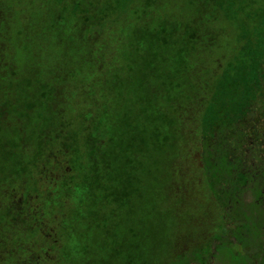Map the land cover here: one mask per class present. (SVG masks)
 I'll return each mask as SVG.
<instances>
[{
	"label": "rangeland",
	"instance_id": "obj_1",
	"mask_svg": "<svg viewBox=\"0 0 264 264\" xmlns=\"http://www.w3.org/2000/svg\"><path fill=\"white\" fill-rule=\"evenodd\" d=\"M8 1L7 5L10 4L16 14L20 7L18 0ZM239 1L224 0L218 8L233 15L234 10L241 8ZM215 5L210 2L205 7L214 8ZM161 8L165 9L164 18L173 20L167 44L155 46L150 36L128 40L125 42L127 50L117 55V64L102 72L96 69L89 72L84 66L83 55L72 54L69 49H65L67 52L63 49L45 52L37 57V51L44 46L36 39L32 47L18 54L20 63L44 68L38 75L28 77L31 85L26 91L25 103L31 109L11 108L7 118L0 123V140L6 137L18 139L21 133H32L25 129L30 123L36 126L34 131L37 132L52 119L54 111L48 108V102L33 97L32 93L39 88L37 79L60 86L69 80L70 73L78 74V78L72 82L75 91L67 90L64 99L50 103H57L69 118L74 119L69 129L77 134L70 144L75 179L69 184L64 182V172L67 175L73 172L63 154L48 156L55 162L44 164L48 171L42 167L39 172L37 166L28 164L37 150L34 143L22 155L25 169L21 173L17 161L22 151L19 144L14 148L13 159L0 158L1 246L19 249V243L29 247L35 244V249L29 250L30 256L25 252L17 253V264H37V259L54 264L57 257L53 248L59 247L61 238L58 264H264V208H256L254 193L246 190L239 196L250 226H243L241 233L234 232V237L225 235L220 227L227 218L221 213L219 223V207L208 193L204 173L198 172L202 167L200 156L189 150L185 155L187 163L181 156V116L171 102L186 111V107L194 102L196 90L203 86L202 81L211 79L208 69H197L200 60L195 46L184 52V26L201 29L195 20L198 17L196 10L203 9L201 0L155 2L148 7L149 22L135 26L149 32L157 28L161 19L157 11ZM201 14L208 18L205 12ZM15 24L12 23L14 28H11L13 36L18 27ZM45 30L46 27L38 29L36 38L47 42L58 39L55 33L45 35ZM137 46L141 50L136 51ZM153 54L154 60L150 58ZM57 70H61V77L49 74ZM86 81L92 82L88 89L84 87ZM85 90L97 94L98 98L88 99ZM72 92L75 96V92L81 94L82 99L72 100L69 96ZM87 107L90 112L85 111ZM19 112L24 119L20 118ZM86 117L95 120L88 133L81 127V121ZM53 118L57 119L56 116ZM249 120L248 126L255 125L257 134L264 137V115L260 110L250 115ZM10 127L18 130L15 136ZM85 136H98L110 142L108 148L95 154L94 163L87 157L89 150ZM51 145L55 149L58 147ZM5 155L8 156L6 152ZM105 156L109 160L107 164L103 163ZM56 164L62 166L63 171ZM181 167L184 168L181 170ZM91 168L98 173L91 172ZM5 169L12 175H2ZM180 170L187 183L179 175ZM21 184L25 188L16 187ZM5 186L15 188H7L3 194ZM23 192L27 194L23 199L31 209L39 208L41 199L46 216L50 215L52 204L59 213L42 220L45 231L36 234L41 240L36 239L30 229H25L18 211L10 216H15L13 219H9L7 209H4L9 201L20 204ZM63 197L70 201V204L65 203V209L59 203ZM225 225L230 229L235 227L230 221ZM56 231L62 234L61 238ZM42 240L49 241L43 242L46 249L38 248ZM174 244L176 252L183 253L174 255ZM11 251H0V264L13 262L9 256L4 258Z\"/></svg>",
	"mask_w": 264,
	"mask_h": 264
},
{
	"label": "trees",
	"instance_id": "obj_2",
	"mask_svg": "<svg viewBox=\"0 0 264 264\" xmlns=\"http://www.w3.org/2000/svg\"><path fill=\"white\" fill-rule=\"evenodd\" d=\"M158 1L161 2V0H18L20 7L14 14L10 4L7 5L9 1L0 0V123L7 118L11 108L14 110L18 107L23 111L31 109V106L25 103L28 96L26 91L31 85L28 77L38 75L40 69L43 70L44 67L20 63L17 57L33 46L34 39L44 46L37 51L39 54L36 55L37 57L41 53L56 52L58 49L67 52L65 49H69L72 54L83 55L84 66L89 72H93L94 69L102 72L104 68L114 67L117 64V55L127 50L125 42L128 40H142L150 36L155 46L167 44L168 35L171 34L170 23L173 20L164 18L165 9L161 8L157 11L161 19L158 27L153 28L151 32L135 26V24L146 25L149 22L148 7ZM223 1L201 0L203 9L196 10L198 17L195 18L201 29L195 30L193 25H185L183 31L184 52L190 51L194 45L200 60L197 69L198 71L208 69L211 79L202 81L203 86L196 90L193 95L194 102L186 107V111L183 107H176L174 102H171V105L180 112L181 116L183 162L187 163L185 155L189 150L198 153L202 165L198 172L204 173L206 178L204 184L219 207V223L221 213L227 218L220 228L225 235L233 236L236 231L241 233L240 229L243 226H250L246 222L239 200V196L244 191L251 190L254 193L256 208H264V153L262 152L264 137L257 134L255 125L248 126L250 115L256 113L258 109L264 115V0H240L241 8L238 11L234 10L233 15L220 11L222 9L218 7ZM210 2H215L216 5L207 9L205 6ZM204 12L208 18L201 14ZM12 23L18 26L14 36L11 35V28H14ZM42 27H46L45 35L50 36L55 33L58 39L47 42L36 38L38 29ZM139 50L141 48L137 46L136 51ZM155 57L153 54L150 58L154 60ZM206 62L207 64H204ZM60 71H52L49 74L60 76ZM76 78L78 74L70 73L69 80L60 86L44 83V79L36 80L39 88L32 93L33 97L38 101L48 102V108L54 111L53 117L56 116L57 119L52 117L37 132L34 131L36 126L30 123L25 129L31 130L32 133H21L18 139L2 138L0 158L13 159L14 148L19 144L22 151L17 161L21 173L25 169L22 155L29 149L31 143H34L37 150L27 161L28 164L37 166L38 171L41 172V168H45L44 164L48 162L55 164L48 159L49 155L63 154L73 172L69 175L64 172V182L69 184L75 179L70 161L72 152L70 144L77 134L74 135L69 129L74 119L69 118L60 105L57 103L50 105V103L51 100L56 102L64 99L67 90H74L72 82ZM91 83L88 84L86 81L84 87L88 89ZM89 90H85L88 99L98 98L97 94ZM75 93L76 96L73 92L69 95L72 100L82 99L81 94ZM151 93L154 94V91L151 90ZM85 111L90 112V107ZM19 114L21 119L25 118L22 113ZM94 125V117H86L81 121L82 130L87 133L91 132ZM9 130L13 132V136L18 133V130L12 127ZM85 138L89 150L87 157L94 163L95 154L100 149L108 148L110 142L98 136H85ZM51 144L58 147L55 149ZM108 161V157L105 156L103 163L107 164ZM183 168L181 167V170ZM60 169L62 170V166ZM181 170L179 175L181 174L187 183ZM90 171L96 173L93 168ZM1 174L6 177L12 175L6 169ZM98 178L99 175L96 176V179ZM16 187L25 188V185ZM7 188H15V186L3 187V194H6ZM42 201L41 199L39 201L36 234L41 230L45 231L43 219L48 220L52 215L59 214L52 204L49 208L50 215L46 216ZM66 202L70 204L66 197L59 202L64 209ZM226 221L234 222L235 227L228 228L225 225ZM56 233L60 238L62 237L61 233L58 231ZM242 235L246 237L245 233ZM36 239L41 240L37 237ZM62 241L61 238L58 242L59 247L53 248L56 249L57 257L53 260L54 264H58L60 260L57 252ZM43 242L49 241H40L39 249H46ZM1 245L2 242L0 251L12 250L11 254L4 257L9 256V260L13 261L11 263L8 260L9 264H17V253L29 254L31 251L28 248L14 249L9 248L8 245L7 247ZM172 248L174 255L183 253L176 252V244ZM36 262L48 264L43 259H37Z\"/></svg>",
	"mask_w": 264,
	"mask_h": 264
},
{
	"label": "flooded vegetation",
	"instance_id": "obj_3",
	"mask_svg": "<svg viewBox=\"0 0 264 264\" xmlns=\"http://www.w3.org/2000/svg\"><path fill=\"white\" fill-rule=\"evenodd\" d=\"M26 196H27V194L25 192H23V196H21V198H20V202H21L20 204L17 203L16 201L15 202L14 201H12V202L9 201L8 203H6L4 205V209H7L9 219L10 218L13 219L15 216H13V217H10V216L13 214V212L16 213L18 211L19 216H20V221L22 222L23 226L25 227L26 230L30 229L31 234H33L34 237H35L36 230H37V227H38V221H39V218L37 216L38 215L37 214L38 208L36 209V207H35V209H31L29 204L27 203V201H25L23 199ZM29 209H31V210L28 211ZM13 222L15 223L16 221H13ZM27 225H29V226H27ZM11 240H12V238H11ZM19 247L20 248L23 247V248H28V249L34 250L35 248H33V247H35V244H34L33 247H29V246H26L23 243H19ZM9 248H12V247L9 246Z\"/></svg>",
	"mask_w": 264,
	"mask_h": 264
}]
</instances>
